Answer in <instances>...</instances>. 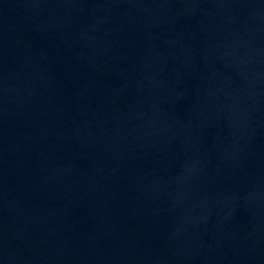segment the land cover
Listing matches in <instances>:
<instances>
[{"label":"water","instance_id":"1","mask_svg":"<svg viewBox=\"0 0 264 264\" xmlns=\"http://www.w3.org/2000/svg\"><path fill=\"white\" fill-rule=\"evenodd\" d=\"M0 264H264V0H0Z\"/></svg>","mask_w":264,"mask_h":264}]
</instances>
